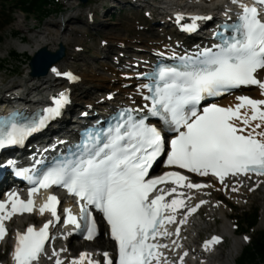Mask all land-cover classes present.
<instances>
[{"label":"snow or ice","instance_id":"snow-or-ice-1","mask_svg":"<svg viewBox=\"0 0 264 264\" xmlns=\"http://www.w3.org/2000/svg\"><path fill=\"white\" fill-rule=\"evenodd\" d=\"M232 2L239 5L240 11L230 31L225 23V31L214 34L220 38L219 44L191 55L186 53L175 64H160L152 73L137 74L151 77V83L142 86L150 89L145 97L150 101L148 113L140 110L138 117L137 109H122L115 123L87 131L73 146L74 151L70 149L53 166L29 176L35 186L28 189L27 200L16 192L0 200V238L6 233V219L34 211L33 193L41 187L57 185L81 201L79 215H74L71 208L64 209V222L74 226L73 232L81 231L88 239L95 235L93 208L106 219L118 247V260L114 261L105 251L103 264H175L163 249L179 244H162L157 238L178 236L188 215L206 203L199 200L195 205L187 204L192 194L185 196L178 186L200 189L206 185L191 181L177 170L150 175L158 158L166 157L163 163L170 168L179 167L201 176L211 173L220 181L230 174L264 176V99L241 95L236 97L239 102L234 106L206 102V98L244 85H256L264 95V79L257 76L258 70L264 71V0H258L259 7L243 0ZM176 15L178 21L184 18L181 13ZM204 18L211 19L197 15L181 27L194 31L199 26L197 21ZM52 71L71 81L80 79L71 71ZM51 99L54 104L43 108L38 118L28 119L19 112L0 118V148L22 144L59 116L69 102V90H61ZM149 116L159 119L161 125L147 123ZM7 164L15 162L8 160ZM17 171L19 175L27 172ZM58 203V197L50 194L38 210L41 214L48 210L55 221H60ZM179 209L183 213L178 219ZM52 223L48 220L38 229L29 225L25 232L17 231L14 264H38ZM172 223L176 225L174 233L166 227ZM220 239L212 236L204 245ZM59 251L53 249L55 264H62ZM186 254V250L179 254V264H184ZM86 258L87 264H101L85 252L71 264H84Z\"/></svg>","mask_w":264,"mask_h":264},{"label":"bare ground","instance_id":"bare-ground-1","mask_svg":"<svg viewBox=\"0 0 264 264\" xmlns=\"http://www.w3.org/2000/svg\"><path fill=\"white\" fill-rule=\"evenodd\" d=\"M147 7L154 9V11L150 12V17L144 20V25L138 22V19H135L134 22L129 21L128 23L131 22L128 25L130 30H127L125 34H114L110 28L108 29L106 24L108 19L98 20L99 15L97 10H92L93 8L89 11L88 15L93 14L94 21L89 22L80 19L78 16H70L66 21L64 29H62L63 25L61 22H49L44 29L37 31V34H29L30 29L28 30V27L25 24L26 18L22 16H19L18 19L14 21V25L21 29L23 33L29 35V42H24L21 45L20 50L22 52L29 51L31 54H35L38 49L44 46L49 47L51 50H56L61 43L67 47V45H70L71 43L80 42L81 44H75L73 49L68 51L66 57L56 64V66H58L61 71L74 69L83 78V85L79 86L80 88L78 89L74 88L75 100L82 101L84 104H103L107 102L106 98L108 93L114 91L116 92V99L111 103H108L113 105L118 104L120 101L131 102L130 95H134L135 92L142 89L143 86V84L136 78H124L123 74L126 72L120 68L121 66L131 65L132 67H135L134 63L136 62H147L152 60L155 52L164 50V47H191L181 35L178 39L177 37L169 39V35L174 36L170 30L159 27L161 28L159 31L155 27L152 28L150 24L154 20H158V11L151 2L148 3ZM148 8L146 11H151ZM163 17L169 19L167 20L169 22L176 21L174 16L170 14ZM90 32L101 33L98 35L105 33V35L109 37L106 40V44L102 46L100 42V44L97 45V49L95 50L94 48V56L84 54L85 50L82 52H76V46L84 45L85 36L91 34ZM75 34L80 35L81 38L73 36ZM92 43L95 44L96 42ZM92 43L89 45L90 48L93 46ZM109 59L110 61H108ZM128 72L135 74L132 70ZM260 74L262 77L264 71H261ZM47 76L31 78L29 75V67H27V74L21 77L20 82L8 84L5 88L6 90L4 94H21L26 98H39L44 92L60 86L58 83L48 86L46 80ZM1 78L2 76L0 75V84ZM86 84L89 85L85 86ZM124 85H128L127 88H124ZM79 91H81V94L84 96L83 98L77 95ZM254 92L257 96L261 97V92L259 90L254 89ZM244 93H246V91ZM135 99L138 98L135 97ZM234 99V96L229 95L222 99L220 103L234 104ZM27 104H32L31 99L27 100ZM86 109L87 107L83 106L79 113H82ZM233 181L234 180H229L223 186H219L211 181L209 183L210 189L205 190L204 192L200 191L198 193H191L192 195L189 198L193 199L192 205H195L199 200L206 201L207 205H200L198 208L199 212L194 217L189 215L186 218V223L182 224L185 231L182 237L185 246H189L193 249L197 247L195 244L200 233L213 224V219L216 222L218 221L217 217H215L217 211L220 213L219 217L221 221H223L225 227H227L230 219V213L226 210L227 204H232V202L242 204L244 201H248L249 198L250 200H255V193H252V195L250 193L254 189L252 187L253 184H255L258 187L259 192L263 194V197L260 200L263 205L262 214L264 223V178L256 180L255 182H252L249 179L239 178L235 179V181H237L235 185L233 184ZM240 181H242V183ZM222 187L226 188V199H222L218 195V190L222 189ZM183 194L185 196L189 195V193ZM204 207H208L206 212L202 211ZM35 217L36 216H33L32 218ZM22 219L23 218H20L19 220L21 221ZM205 224L206 227L204 226ZM223 230L224 232H229L227 228H224ZM102 245L104 247L103 249L109 248L108 241H105ZM192 252L193 253H190L187 258L186 264H195L194 258L197 257L198 254L197 252ZM228 256L230 257V254ZM205 257L208 258V255H205ZM223 258L224 254L217 250L212 253L211 258L208 259V263L220 264ZM41 264L49 263L42 262Z\"/></svg>","mask_w":264,"mask_h":264},{"label":"rangeland","instance_id":"rangeland-1","mask_svg":"<svg viewBox=\"0 0 264 264\" xmlns=\"http://www.w3.org/2000/svg\"><path fill=\"white\" fill-rule=\"evenodd\" d=\"M8 1L9 2L10 1L14 2V0H8ZM93 1H95V0H93ZM96 1H98V0H96ZM78 3H80L78 0H65L64 1V4H65L64 13L62 12V13H59V14L52 15L51 17H49L46 20L41 21V22L39 21V17L38 16H36V17L26 16L25 12H22V10L17 9L14 6L11 7V8L14 9V14H12V21H11V23L8 26H6L0 32V61L4 57H6L8 55V52L11 51V50H17L20 53V57L18 59H16L15 57H9L5 61L4 68L0 69V75L1 76L3 75L2 76L3 81H2V78H1V82H3L5 85H7L9 83V81L12 80V79H16V81H18L20 76L26 74L27 67L29 66L28 65L29 64L28 63L29 58L26 59L27 55L28 56H32L30 52L24 51V52L21 53V50H20L21 49V45L24 43V42H21V40H24L25 42H29V35L23 33L21 31V29L17 28L14 25V21L16 19H18L19 16L25 17L26 18L25 24L28 27V30L30 29L29 30V34H37V31L44 29V27L47 25V23L62 21V18H63L62 16H64V19H67V18H69L70 15L79 16L81 14L80 17L82 19L88 20L89 18L87 17V15L89 14L88 11L90 10V8H98L99 9V14H100V19H104V9H102L101 6H102V4L105 3V1L102 0L98 4H95V5L89 4L86 7H77ZM70 5H74V8H70L69 7ZM148 9H150V8H148ZM92 10H94V9H92ZM150 10L151 11H148V12H153L154 11V9H150ZM77 14H79V15H77ZM132 14L133 13H123L121 15H114L112 17H109L110 21H109V18L106 17V19H108L106 21L108 29L110 28L113 31L114 34L115 33L118 34V33H121L123 31L126 32L127 30H130L128 28V25L131 22H134V21H131L128 24H127V22L130 21V16ZM143 16L145 17V15H143V14L141 15L140 14V16H138V17H139V19H142ZM108 21H109V25H108ZM125 26H126V28L124 29ZM14 31H17L16 35H13ZM90 33L92 35L91 34H88V35H91V36H89V37H87L88 35L85 36L86 39L84 41L85 42L84 44H86V45H90L92 42H96V43L98 42L99 43V42H101L102 39L109 38L107 35L105 36V33H104V35H96V34H101V33H97V32H96V34H93L94 32H90ZM24 34H25V36H24ZM78 34H75L73 36L80 37V35H78ZM74 43H76V42H74ZM74 43H71L70 44L71 46L67 45V46H69L70 50H72V48L74 47L73 46ZM92 44H93V46H92L93 48L91 47L92 49H90V48L87 47L86 49L88 50V52L85 51L84 54L90 55V56H94L95 55L94 54L95 53L94 48L96 50L97 49V45H99L100 43L96 44V46H95L94 43H92ZM110 55H111V53H110ZM103 60H104V58H103ZM15 70L19 71V75H17L15 73ZM9 84H13V83L10 82ZM262 197H263V194L258 192L254 196L255 200L254 199L253 200H249V202H248V204L246 206L240 207V208L234 207L233 211L235 213L233 214V217H232V219H231V221L229 223V224L235 223L240 218V220L238 221V224L241 227V223H240L241 217L245 216V214H246L245 212L250 213L254 209L260 208L261 209L260 210V214H261L260 223L257 226L256 230L248 232V236H251L252 239H254L256 237V234L260 230L264 229V224L262 222L263 205H262L261 200H260ZM229 211H231V210L229 209ZM223 226L225 227V225L222 222H219V223L214 224L211 227V229L217 230V231L225 234L226 232L223 231V228H224ZM230 226L231 225L227 226V229H231ZM242 237H243V235H241V234L239 236H234L233 234H228L227 235L226 244L223 247H221L219 249V251L223 252L224 255H227V253L229 252V249L233 248L234 247V243H235V246L237 245L236 246V254H235L234 258L230 259V260H228V258H226V257L223 258L224 259V260H222L223 264H235L236 263V259H238V257L240 256V253L242 252L243 247H245L247 245V244H245L243 242ZM101 241L103 242V240H101ZM236 242H237V244H236ZM102 244L100 242L98 244H85V246H87L88 248H93V249L96 248V247L103 248ZM76 250H78V249H76Z\"/></svg>","mask_w":264,"mask_h":264},{"label":"trees","instance_id":"trees-1","mask_svg":"<svg viewBox=\"0 0 264 264\" xmlns=\"http://www.w3.org/2000/svg\"><path fill=\"white\" fill-rule=\"evenodd\" d=\"M20 3L22 9L27 11L28 14L35 12L47 14L52 0H23ZM13 55L17 56L18 53L14 51ZM254 221H256V215L252 217V222ZM239 264H264V232L259 235L253 245L244 249Z\"/></svg>","mask_w":264,"mask_h":264},{"label":"water","instance_id":"water-1","mask_svg":"<svg viewBox=\"0 0 264 264\" xmlns=\"http://www.w3.org/2000/svg\"><path fill=\"white\" fill-rule=\"evenodd\" d=\"M88 0H83V2H87ZM62 55V53H61ZM61 55L54 56L51 54L47 47L42 48L31 60V66L33 68L32 73L34 75H42L45 74L48 68L56 62Z\"/></svg>","mask_w":264,"mask_h":264}]
</instances>
